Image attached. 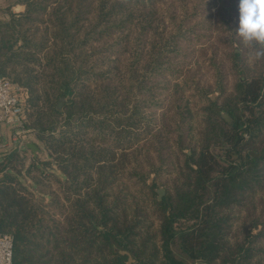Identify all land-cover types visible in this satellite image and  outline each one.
I'll return each mask as SVG.
<instances>
[{
    "label": "trees",
    "instance_id": "1",
    "mask_svg": "<svg viewBox=\"0 0 264 264\" xmlns=\"http://www.w3.org/2000/svg\"><path fill=\"white\" fill-rule=\"evenodd\" d=\"M14 5L25 7L18 17ZM237 5L10 0L0 74L27 91V128L48 157L27 164L25 149L1 164L13 264H127L118 250L133 264H263V214L232 238L235 217L264 202V59L245 70L242 54L229 58ZM221 48L238 74L231 89ZM198 98L206 105L195 113ZM169 167L173 185L158 201L147 179Z\"/></svg>",
    "mask_w": 264,
    "mask_h": 264
},
{
    "label": "rangeland",
    "instance_id": "2",
    "mask_svg": "<svg viewBox=\"0 0 264 264\" xmlns=\"http://www.w3.org/2000/svg\"><path fill=\"white\" fill-rule=\"evenodd\" d=\"M218 38H220V37H216V41L218 40ZM222 40H225V36H224V38ZM222 40H221V42H222ZM221 46H222V43H221ZM224 46H222V47L224 48ZM17 47H19V45H17ZM249 51L250 50L248 48H245L243 46V44L240 43L239 37H237L234 40L233 49L228 51V52L231 53V54H229V58H232L233 52L242 54V56H241L242 59L241 60H243V63H244V66L242 65V67H243V69L247 70L245 68V66L246 67L247 66L250 67L251 64L253 63V62L250 63L249 60H248ZM225 54H226V52L221 48L220 51L218 52V56H217V59H216V65L218 67H220V68L225 67V69H226L225 73L226 74L223 76L224 79L222 78L221 82L223 81V84L226 85L228 89H231L234 86L236 80L238 79V74L236 73L235 69H232V65H231L230 62L223 61L224 57H225ZM207 58H211V55H208ZM236 62H240V59L238 58ZM205 64H206V66H209L208 63H205ZM216 78H217L216 76L215 77H209V75L207 74L206 77L204 78V81H203L205 83H202V85H205V86L207 84L213 85V88L211 89V91H209V98L212 100L211 96L214 95V94H216V97L212 101H216L222 95V92L219 89L217 90V88H216V84H217V82H219L218 80H216ZM191 94H193V93H191ZM198 99L199 100H197L195 102L192 101V103H191V107L194 109L195 113H197L201 108H203L206 105V102H205L206 98L205 99L204 98L203 99L202 98H198ZM201 100H203V101H201ZM195 118H199V117L196 116ZM5 129H7L8 132H10L11 134L9 133L10 134L9 139L5 140L6 141L5 142L6 147H4V148L0 147V169H1V164L4 163L5 155L10 154V153H12L14 151H19V152L22 153L25 149L27 150L26 144H23L24 141L21 144H20V142L14 143L12 141V138H11V135H12L11 127H9V126L5 127L4 126V130ZM32 134H33V136H32ZM26 140H28V143H35L40 148V152L37 154V157L40 160H43V161L48 160V157L46 155L44 147L37 140L35 132H32V133L28 134L27 137H26ZM185 153H187V154L190 153L191 154V149H187L185 151ZM24 156L26 158L27 164L29 163V161L32 158H35L33 153L31 152V150H29V149L27 150V153ZM174 174H175L174 170L171 167H169L166 170L164 169V171H162L160 174H157V175L151 174L148 177V179H147V184L149 185L150 179H153V184L149 185V186L156 185L155 188H154L155 193H156V189H159V188H164L165 190L166 189H171L172 185H173L174 178H175ZM0 176H1V174H0ZM27 184L29 186H32V183L29 180H27ZM166 194H167V190L165 191V195ZM154 197L157 199V193L154 195ZM262 214L264 215V202L260 203V206L257 207V210L254 213L247 212L246 210H242V212L239 213L237 215V217H235V219H234V235L232 236V238L233 239L237 238L238 240H240V239L242 240V237L244 238V235L246 234L245 233L246 230H248L250 228L251 224H252L251 220L253 219V217H258L259 215H262ZM263 221H264V219H263ZM155 225H157L156 221H155ZM260 229H261V227L259 229H256L255 231H253V233H258ZM262 240L263 241H261V246H264V238ZM172 248H173V251L176 253V255L178 257L186 258V255L182 252V250L180 249L178 243L173 244ZM263 264H264V261H263Z\"/></svg>",
    "mask_w": 264,
    "mask_h": 264
},
{
    "label": "built area",
    "instance_id": "3",
    "mask_svg": "<svg viewBox=\"0 0 264 264\" xmlns=\"http://www.w3.org/2000/svg\"><path fill=\"white\" fill-rule=\"evenodd\" d=\"M29 112L27 91L9 80L0 79V127L12 128L14 143H28L26 137L33 132L27 128ZM0 264H13V238L8 234L0 233Z\"/></svg>",
    "mask_w": 264,
    "mask_h": 264
},
{
    "label": "clouds",
    "instance_id": "4",
    "mask_svg": "<svg viewBox=\"0 0 264 264\" xmlns=\"http://www.w3.org/2000/svg\"><path fill=\"white\" fill-rule=\"evenodd\" d=\"M237 11L238 26L234 33L250 50L249 62L264 59V0H238Z\"/></svg>",
    "mask_w": 264,
    "mask_h": 264
},
{
    "label": "water",
    "instance_id": "5",
    "mask_svg": "<svg viewBox=\"0 0 264 264\" xmlns=\"http://www.w3.org/2000/svg\"><path fill=\"white\" fill-rule=\"evenodd\" d=\"M0 79H3V76L0 74ZM242 80H245V77L244 75H242ZM216 97V94L212 95L211 98L212 100H214V98ZM66 101H69V98H61L58 102V109L61 110L62 109V106L63 104L66 102ZM222 117L228 122V123H231L232 120L231 118L228 116L227 113H222ZM26 148L31 150V152L33 153L34 157H37V154L40 152V148L35 144V143H27L26 144ZM190 154V153H189ZM251 155L253 157H256L258 158L259 157V154H255V153H251ZM153 184V179H150L149 181V185H152ZM165 189L164 188H159V189H156V193H157V200L158 201H161L165 195ZM118 252L122 255V256H127L128 257V261H127V264H133L135 262V260L133 259L132 255L126 251V250H118ZM235 264H239V261H237Z\"/></svg>",
    "mask_w": 264,
    "mask_h": 264
},
{
    "label": "crops",
    "instance_id": "6",
    "mask_svg": "<svg viewBox=\"0 0 264 264\" xmlns=\"http://www.w3.org/2000/svg\"><path fill=\"white\" fill-rule=\"evenodd\" d=\"M9 3H10V0H0V26L3 25L4 23H6L7 21H9V19L11 17V15H10L11 13L15 14L16 17H18L25 10V7L22 5H14L11 7V13L4 11V9H6L9 6ZM5 127H6V125H5ZM11 130H12V128H11ZM9 133L10 132H8L7 129L4 130V126L0 127V147L6 146L5 140L9 139L10 134H11V133L10 134ZM32 136H33V134H32Z\"/></svg>",
    "mask_w": 264,
    "mask_h": 264
}]
</instances>
